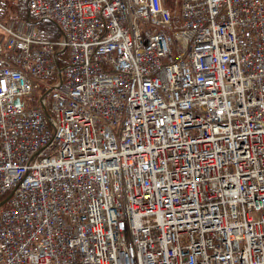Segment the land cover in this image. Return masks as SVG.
I'll use <instances>...</instances> for the list:
<instances>
[{
    "label": "built area",
    "instance_id": "built-area-1",
    "mask_svg": "<svg viewBox=\"0 0 264 264\" xmlns=\"http://www.w3.org/2000/svg\"><path fill=\"white\" fill-rule=\"evenodd\" d=\"M27 1L61 38L0 18V264H264V0Z\"/></svg>",
    "mask_w": 264,
    "mask_h": 264
},
{
    "label": "trees",
    "instance_id": "trees-1",
    "mask_svg": "<svg viewBox=\"0 0 264 264\" xmlns=\"http://www.w3.org/2000/svg\"><path fill=\"white\" fill-rule=\"evenodd\" d=\"M16 10L18 13L17 17L13 18L19 20H31L35 22L40 29V34L42 38L53 41L59 40L61 38V31L57 24L47 19H40L37 15L33 14L28 7L27 0H18L16 4Z\"/></svg>",
    "mask_w": 264,
    "mask_h": 264
},
{
    "label": "rangeland",
    "instance_id": "rangeland-1",
    "mask_svg": "<svg viewBox=\"0 0 264 264\" xmlns=\"http://www.w3.org/2000/svg\"><path fill=\"white\" fill-rule=\"evenodd\" d=\"M17 1L18 0H0V18L17 17Z\"/></svg>",
    "mask_w": 264,
    "mask_h": 264
},
{
    "label": "water",
    "instance_id": "water-1",
    "mask_svg": "<svg viewBox=\"0 0 264 264\" xmlns=\"http://www.w3.org/2000/svg\"><path fill=\"white\" fill-rule=\"evenodd\" d=\"M17 104H19V102L17 101Z\"/></svg>",
    "mask_w": 264,
    "mask_h": 264
}]
</instances>
